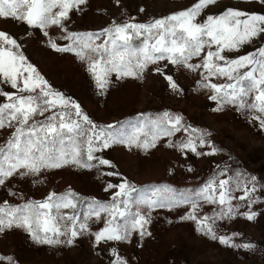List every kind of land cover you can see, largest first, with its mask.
Listing matches in <instances>:
<instances>
[{
	"label": "rangeland",
	"instance_id": "1",
	"mask_svg": "<svg viewBox=\"0 0 264 264\" xmlns=\"http://www.w3.org/2000/svg\"><path fill=\"white\" fill-rule=\"evenodd\" d=\"M194 0H88L73 10L64 22L68 33H98L114 24L129 22L149 24L189 7ZM227 7L239 8L252 14H264L260 0H219L218 5L207 10L215 15ZM142 9V11H141ZM201 20L204 17L200 18ZM0 31H4L20 44L19 51L37 72L49 83L51 89L80 105L82 112L97 125V130L131 133L134 126L160 117L164 112L182 117L181 131L170 137L160 138L155 148L144 150L125 144H113L101 149L95 155L111 162L113 167L98 166L92 161V168L69 164L61 168L46 169L37 176L22 178L15 175L0 185V207L5 203L19 207L28 202H42L51 193L63 196L72 193L76 209H61V214H77L83 220L87 204L99 201L112 202L115 191H105L109 183L119 184L126 179L138 189H152L167 185L178 191H197L213 177L220 179L255 177L258 183L254 193L258 202L252 206L257 213L248 221L242 213L247 211L242 201L234 199L232 204L240 205L239 213L233 219L217 220L214 227L217 236L232 238V246L223 245L197 230L194 221L182 219L191 212L190 205L160 208L150 212L147 231L151 235L141 237L134 232L125 241L95 243L94 233L105 226L107 214L101 219L89 218V231L78 236L72 245L66 243L45 245L34 242L22 229L0 233V256L11 257L14 264H113V252L127 264H264V129L258 121L252 120L247 111H238L230 104L222 107L209 97L214 93L202 87L205 83L203 69L199 72L177 68L161 61L150 65L139 79L119 77L113 73L105 90L96 87L85 63L72 52H57L50 42L64 47L72 43L64 39L67 34L60 27L50 26L37 29L11 19H0ZM47 31L48 35H45ZM99 43V41H98ZM142 38L134 41L140 46ZM264 47V39L257 38L243 46L239 52H226L229 59L256 52ZM190 63H201L194 58ZM159 66L162 72L171 75L178 85L173 90L165 78L155 72ZM242 71H246L242 70ZM226 78L213 77L211 83H229ZM0 92L17 93L10 85L0 82ZM7 102L0 96V104ZM221 110L217 111V108ZM53 109L45 116L55 114ZM44 120L45 117H36ZM115 126L114 128L109 127ZM195 128L205 134L206 144L196 152L180 151L168 147V143L187 141L192 133L184 128ZM13 128L0 129V147L12 137ZM143 139V137H141ZM215 149V154L207 155ZM83 159L87 162L86 155ZM119 175L107 176L106 172ZM223 172L224 175H220ZM239 174H243L240 176ZM250 186V185H249ZM234 196L242 192H233ZM137 206H133V211ZM55 211V210H54ZM217 204L201 201L200 216H216ZM65 240V237H61ZM251 244V249L240 247ZM4 264H7L5 261Z\"/></svg>",
	"mask_w": 264,
	"mask_h": 264
},
{
	"label": "snow or ice",
	"instance_id": "2",
	"mask_svg": "<svg viewBox=\"0 0 264 264\" xmlns=\"http://www.w3.org/2000/svg\"><path fill=\"white\" fill-rule=\"evenodd\" d=\"M88 0H0V19H11L37 29L50 26L60 27L67 34L64 39L72 43L61 47L55 42L50 46L57 52H72L87 66L95 85L105 90L110 77L139 79L150 65L161 61L177 68L199 72L203 69L205 83L202 87L214 94L209 98L221 107L234 106L238 111H247L253 121H258L264 129V47L256 52L229 59L226 52H239L257 38L264 39V14H252L239 8L227 7L215 15H207V10L216 6L219 0H194L187 8L152 23L114 24L98 33H68L64 22L73 10L82 11L80 6ZM264 4V0H260ZM142 11V9H141ZM204 17L203 20L200 18ZM48 35L47 31L44 33ZM142 38L140 46L134 41ZM99 41V43H98ZM20 44L15 38L0 31V82L10 85L17 93L0 92L7 102L0 104V129L13 128L12 137L0 147V185L15 175L22 178L37 176L46 169H56L69 164L82 168H92V161L98 166L113 167L107 159L98 157L96 152L113 144L139 147L145 151L155 148L162 137H170L181 131L182 117L164 112L162 116L134 126L131 133L97 130V125L82 112L79 104L65 98L51 89L49 83L28 63L19 51ZM199 58L201 63H190ZM246 71H242L245 70ZM155 72L162 75L171 89L178 85L171 75L162 72L157 66ZM213 77L226 78L229 83H211ZM55 114L45 116L53 109ZM217 111L221 110L219 107ZM45 117L37 120L36 117ZM114 128L115 126L110 125ZM192 133L185 142L168 143L180 151L196 152L197 143L206 144L205 134L195 128H184ZM143 137V139H141ZM215 149L207 155L215 154ZM86 155L87 162L83 159ZM105 175H119L106 172ZM220 175H224L223 172ZM243 176V174H239ZM250 185V186H249ZM264 188V185L260 186ZM258 183L255 177L237 179H210L199 190L178 191L167 185L152 189H138L126 179L119 184L109 183L105 191L113 190L112 202L103 204L92 201L87 204L83 220L77 214L64 215L61 209H76L72 193L57 196L51 193L42 202H28L19 207H0V233L12 229L26 231L38 244L72 245L76 238L89 231L86 221L101 214L108 219L102 230L94 233L95 243L102 241H125L136 232L141 237L151 235L147 231L149 215L139 209L142 206L151 211L190 205L191 212L182 217L194 221L197 230L220 244L232 246V238L217 236V220L233 219L239 213L240 205H233L234 199L242 201L247 211L242 215L252 221L257 213L252 206L258 202L254 193ZM240 191L242 195L234 196ZM201 201L217 204L216 216H200ZM137 210L133 211V206ZM55 210V211H54ZM65 237V240H61ZM251 249V244L240 245ZM113 264H127L113 252ZM14 264L11 257L0 256V264Z\"/></svg>",
	"mask_w": 264,
	"mask_h": 264
}]
</instances>
